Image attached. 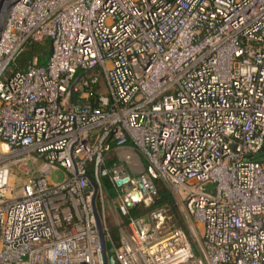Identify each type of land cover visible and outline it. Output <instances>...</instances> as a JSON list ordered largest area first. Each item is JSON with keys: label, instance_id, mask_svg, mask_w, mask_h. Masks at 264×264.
Masks as SVG:
<instances>
[{"label": "built area", "instance_id": "obj_1", "mask_svg": "<svg viewBox=\"0 0 264 264\" xmlns=\"http://www.w3.org/2000/svg\"><path fill=\"white\" fill-rule=\"evenodd\" d=\"M46 41L45 64L24 58ZM127 145L138 174L107 165ZM263 147L264 0H19L0 39V264H104L94 195L117 264H264Z\"/></svg>", "mask_w": 264, "mask_h": 264}, {"label": "rangeland", "instance_id": "obj_2", "mask_svg": "<svg viewBox=\"0 0 264 264\" xmlns=\"http://www.w3.org/2000/svg\"><path fill=\"white\" fill-rule=\"evenodd\" d=\"M44 43L45 42H42L39 44L42 45ZM124 147H120V148H124ZM116 150H117V148L112 150L111 152H108V155L106 157V161H107L108 166H110L114 162V161H108L109 159H115L116 161H120V159L122 160L121 157L119 158ZM139 157L141 160L139 158L138 159L132 158L131 161H128V159L124 156V161L127 162V166L130 168V171L132 174H134V173L138 174L143 170V166L145 165V161H144V158L140 154H139ZM262 157H264V152H262L258 158H262ZM64 178H65V175H64V172L62 170L53 171L51 174V181H53V182H60ZM102 180H103V184L105 186V191L107 192V194L109 196V201L111 202V204L113 206V200L117 197V192H116L115 188L113 186H111V184L109 183L106 176H103ZM161 190H164V189L161 188ZM165 194L166 193H164V195ZM108 209L110 210L109 206H108ZM116 218H118V215L116 213L113 215L110 214L107 216V224H108L110 230H112V229L117 230ZM184 221H185V223H187V221L185 219H184ZM186 225H187L186 233L188 234V236L191 237L192 239H195L194 242H199L200 237L197 236V233L199 234V231L195 230V227H190L191 229H189L188 223ZM194 248H196L195 243H194Z\"/></svg>", "mask_w": 264, "mask_h": 264}, {"label": "water", "instance_id": "obj_3", "mask_svg": "<svg viewBox=\"0 0 264 264\" xmlns=\"http://www.w3.org/2000/svg\"><path fill=\"white\" fill-rule=\"evenodd\" d=\"M18 1L19 0H0V39H1V35H2V32H3L4 27H5V23L7 21L9 14H10V11H11L12 7ZM261 152H264V147L261 150ZM102 174L103 175L106 174V170L104 168L102 169ZM117 183L122 184L123 181L118 180ZM92 184L94 185L95 190H96V187H97L96 183L94 181H92ZM93 204H94V212H95V216H96V221H97V225H98V231H99V235H100V238H101V241L103 244L104 264H117L115 257L111 254H107L105 235H104V231H103V227H102V223H101L99 213H98L96 206H95V195L93 197Z\"/></svg>", "mask_w": 264, "mask_h": 264}, {"label": "trees", "instance_id": "obj_4", "mask_svg": "<svg viewBox=\"0 0 264 264\" xmlns=\"http://www.w3.org/2000/svg\"><path fill=\"white\" fill-rule=\"evenodd\" d=\"M49 53H50V42L46 41L44 44H34L31 49L29 51H27V53L24 55V58H30L31 56L37 54L39 56V62L41 64H45L47 59H48V56H49ZM108 161H116L115 159H109ZM163 194L165 192H162ZM165 197H169L170 194H165L164 195ZM138 212V209H133V213L137 214ZM111 232V237H112V240L114 242H118V232L116 229H112L110 230ZM106 247L107 249L109 250L111 247H112V243L110 240H107L106 241Z\"/></svg>", "mask_w": 264, "mask_h": 264}, {"label": "crops", "instance_id": "obj_5", "mask_svg": "<svg viewBox=\"0 0 264 264\" xmlns=\"http://www.w3.org/2000/svg\"><path fill=\"white\" fill-rule=\"evenodd\" d=\"M116 152H117L119 158L120 157L122 158V160L120 159V161H124V156L128 159V161H131L132 158H137V159L139 158L140 159L139 153L136 152L131 145H127L124 148H117Z\"/></svg>", "mask_w": 264, "mask_h": 264}]
</instances>
